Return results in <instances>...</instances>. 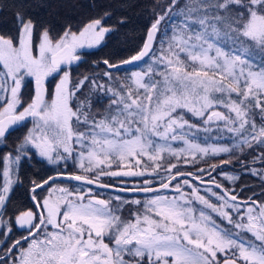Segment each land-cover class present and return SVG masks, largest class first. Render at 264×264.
<instances>
[{"label": "snow or ice", "instance_id": "1", "mask_svg": "<svg viewBox=\"0 0 264 264\" xmlns=\"http://www.w3.org/2000/svg\"><path fill=\"white\" fill-rule=\"evenodd\" d=\"M157 7L139 51L75 83L71 66L113 31L107 13L55 36L17 13L15 34H0V140L27 129L0 157V264H264V203L213 176L231 161L180 170L250 151L264 165V0ZM33 158L56 174L33 181V207L5 219L12 177ZM237 162L264 181V168Z\"/></svg>", "mask_w": 264, "mask_h": 264}, {"label": "trees", "instance_id": "2", "mask_svg": "<svg viewBox=\"0 0 264 264\" xmlns=\"http://www.w3.org/2000/svg\"><path fill=\"white\" fill-rule=\"evenodd\" d=\"M159 0H0V34L11 35L16 29V15L21 13L25 18H30L37 25V30L41 28H49L53 35L63 32L69 25L74 31L78 30L91 19L104 17L108 14V18L103 20L104 26L112 27L111 34L105 37V43L96 49L85 50L82 61L75 67V74L79 75L91 70L93 67L98 69L105 68L100 62L104 59L117 63L128 59L131 55L139 51L143 44L147 29L149 27V19L153 18L152 14L155 3ZM158 10V9H157ZM157 12V11H155ZM150 22V21H149ZM123 71V70H121ZM26 128L13 131L11 135L0 140V157H3L19 143L18 138H22ZM259 151V150H257ZM15 153L13 152V155ZM257 152L250 151L245 155H229L220 154L215 158H205L196 166H187L181 169L184 172H195L197 168H208L212 164H221L223 160H230L231 163L222 166L213 173L216 181L230 190L232 186L233 194L239 198L246 199L249 197H264V193L257 192L255 188L259 184L254 178L243 172V165L237 162V159L253 166L251 161ZM254 165H261L256 163ZM3 162L0 161V184H2L1 170ZM68 171L73 169L68 165ZM57 166L45 163L39 158L31 160H22L20 162L18 173L15 174L16 182L12 185L9 193L10 199L4 210L5 219L9 216L14 217L18 210H25L32 207L29 189L36 183L42 182L55 172ZM60 167V166H59ZM231 172L238 173L239 179L233 184L227 182L220 176V173ZM205 179H207L205 177ZM141 195V194H131Z\"/></svg>", "mask_w": 264, "mask_h": 264}, {"label": "rangeland", "instance_id": "3", "mask_svg": "<svg viewBox=\"0 0 264 264\" xmlns=\"http://www.w3.org/2000/svg\"><path fill=\"white\" fill-rule=\"evenodd\" d=\"M182 2H183V0H182ZM161 3H164V0H159L158 2H156L155 3V6L153 7V8H155L154 10H153V12H152V14L150 15V17L153 15V14H155L156 12L155 11H157V12H159V11H161V9H159L158 7H157V4H161ZM158 9V10H157ZM154 18H155V15H153V18L150 20L149 19V21H148V23H149V27H150V25H151V23L153 22V20H154ZM110 28H112V27H110ZM37 31H39V30H37ZM14 32H16V29L14 30ZM15 34V33H14ZM61 34V33H60ZM11 35H13V33H11ZM59 35V34H58ZM55 36V35H54ZM142 46V45H141ZM106 69L105 68H102V69H98L97 67H93L91 70H88V71H86L85 73H82V74H79V75H77V74H75V67L73 68V65L71 66V78H72V81H73V83H75L78 79H81V78H83L85 75H93V74H95V73H102L103 71H105ZM120 75H123L124 73H123V71H121L120 73H119ZM59 80V76H56L55 77V79L53 80L51 77L49 78V82H48V84H47V87H48V89H49V92H51L52 91V89L54 88V86H55V83L57 82ZM87 91H88V89H85V93H87ZM33 94V84L31 83V82H26L25 83V86L23 87V89H22V100H24L25 102H27V101H29L30 100V98H31V95ZM79 99H84V96L83 95H81L80 97H79ZM105 103H107L106 101H105ZM96 108H100V105H96ZM28 127H31V124L29 123L28 124ZM27 130V129H26ZM45 163H47L46 161H45ZM68 165H70L72 168H74L73 169V172H76V171H78L75 167H73L72 166V162L71 161H69V164ZM4 167V166H3ZM69 167V166H68ZM250 167H255V168H257V169H260V168H264V166H260V165H253V166H250ZM60 168L62 169L63 168V164H61L60 165ZM184 167H182L181 169H183ZM180 169V170H181ZM2 171H3V169L1 170V179L3 180L2 181V184H3V182H4V178H3V176H2ZM243 172H245V171H243ZM223 173H227V174H229V175H233V176H238V173H231V172H223ZM248 174V173H247ZM249 175H251V176H254V178L256 179V181L255 182H257L258 184H259V186H257L256 188H255V190L258 192H261V193H264V181H262L261 180V178L259 177V176H255V175H252V174H249ZM220 176L223 178V179H225L224 178V176H223V174H222V172L220 173ZM12 179L15 181V174L13 175V177H12ZM107 180L108 181H111V182H113V181H115V180H113V179H109V178H105L104 179V181L103 182H106V183H111V182H107ZM116 181H120V180H116ZM127 183H129V184H131V183H136V182H138V181H136V180H133V179H129V180H127L126 181ZM227 182L228 183H230V185L231 184H233L234 182H236V180L235 181H228L227 180ZM115 183V182H114ZM57 184L58 185H60V186H70V185H68V183H65V182H57ZM233 189V187L231 186L230 187V190H232ZM43 193H45L46 194V192H42V193H40V195L41 194H43ZM132 193H129L128 195H124V197L125 198H130V197H133V196H135V197H137V198H142V194L141 195H131ZM240 200H242V199H240ZM254 200V199H253ZM256 201H259V202H261V203H264V197H262V195H260V198H258V200H256ZM225 227H227V225H226V223H225V225H224Z\"/></svg>", "mask_w": 264, "mask_h": 264}, {"label": "flooded vegetation", "instance_id": "4", "mask_svg": "<svg viewBox=\"0 0 264 264\" xmlns=\"http://www.w3.org/2000/svg\"><path fill=\"white\" fill-rule=\"evenodd\" d=\"M57 182H65V183H68L67 181H57ZM107 182H111V181H108L107 180ZM115 182V183H114ZM106 183V182H105ZM121 183V181H113V182H111L110 184H116L117 186L119 185ZM72 184L74 185L75 184V182H72ZM107 184H109V183H107ZM69 185V184H68ZM71 186V185H70ZM33 187V186H32ZM31 187V188H32ZM30 188V189H31ZM30 189H29V194H30V196H31V193H30ZM100 191H102V190H100ZM118 194H120L121 196H123L124 197V195H128V194H124V193H118ZM43 195H45V193H43V194H41V196H43ZM239 198V197H238ZM252 199H254V200H258L257 198H254V197H251ZM239 199H242V198H239ZM248 198H246V199H242V200H247ZM33 207V206H32ZM32 207H29V208H32ZM29 208H27V209H29ZM26 210V209H25ZM33 210H35V209H33ZM16 214H18V213H16ZM15 214V215H16ZM14 215V216H15ZM21 234H26V233H22V231H20V230H14V232H13V236L15 237V238H19V236L21 235Z\"/></svg>", "mask_w": 264, "mask_h": 264}, {"label": "water", "instance_id": "5", "mask_svg": "<svg viewBox=\"0 0 264 264\" xmlns=\"http://www.w3.org/2000/svg\"><path fill=\"white\" fill-rule=\"evenodd\" d=\"M117 63H119V62H117ZM56 173H53V174H51V175H55ZM47 179V178H46ZM66 181V180H65ZM104 183V182H103ZM107 184V183H106ZM121 193H124V194H129L128 192H121Z\"/></svg>", "mask_w": 264, "mask_h": 264}]
</instances>
